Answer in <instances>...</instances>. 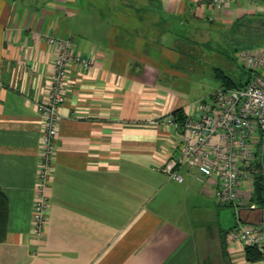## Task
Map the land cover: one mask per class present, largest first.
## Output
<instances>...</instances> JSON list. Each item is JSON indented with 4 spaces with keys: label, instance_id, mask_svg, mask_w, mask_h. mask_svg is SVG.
<instances>
[{
    "label": "crops",
    "instance_id": "1",
    "mask_svg": "<svg viewBox=\"0 0 264 264\" xmlns=\"http://www.w3.org/2000/svg\"><path fill=\"white\" fill-rule=\"evenodd\" d=\"M122 1L104 12L87 0H0V186L8 198L0 264H264L248 260L222 219V205L234 208L233 227L264 216L255 201L259 136L241 213L206 190L198 167L181 166L183 181L161 168L180 154L167 122L187 104L193 78L180 60L212 31L264 46V0L204 11L196 6L202 0ZM68 39L94 65L71 63L64 77L50 212L37 237L45 122L38 104L51 88L58 40ZM241 65L242 72L214 68L221 85L209 98L229 88L217 70L232 82L247 79L251 70Z\"/></svg>",
    "mask_w": 264,
    "mask_h": 264
},
{
    "label": "built area",
    "instance_id": "2",
    "mask_svg": "<svg viewBox=\"0 0 264 264\" xmlns=\"http://www.w3.org/2000/svg\"><path fill=\"white\" fill-rule=\"evenodd\" d=\"M232 1L202 0L196 6L201 11L206 7L222 10ZM58 45L48 97L38 104L45 122L33 208L32 232L37 237L42 235L50 212L57 124L65 100L62 90L64 77L71 63L85 69L94 65L91 58L74 50L71 40H58ZM239 60L252 71V77L245 86L221 88L213 97L187 103L183 107L185 119L181 123L173 115L168 118L167 122L177 130L180 154L166 157L161 168L171 178L183 181L181 166L198 167L209 179H206V190L211 191L219 203L234 204L241 213L247 202L240 190L251 178L250 171L259 159L257 136L264 147V50L257 53L242 51ZM228 238L235 243L258 248L264 259V217L260 222H247L231 228Z\"/></svg>",
    "mask_w": 264,
    "mask_h": 264
},
{
    "label": "rangeland",
    "instance_id": "3",
    "mask_svg": "<svg viewBox=\"0 0 264 264\" xmlns=\"http://www.w3.org/2000/svg\"><path fill=\"white\" fill-rule=\"evenodd\" d=\"M87 1L97 3L104 12L112 11V8L108 9V2L112 0ZM122 3V0H115V5H121ZM231 38L232 36L224 39V34H222V32L215 31H212L211 36H197L194 40L195 46L188 49L189 55H187L186 59L182 58L180 60L179 64H184L189 75L193 77L191 78L192 82L189 81V86H187L190 88V90H188V104L203 98H209V94L213 93L220 87L221 83L215 77V67L219 66L225 69H233L237 72L243 71L240 60L235 57V49L255 53L264 50V46L261 45L262 42H259L260 40L253 38V40L237 42L236 39ZM183 82L187 84L186 80ZM247 204L248 203H246V206ZM235 217V210L233 207L222 205V219L224 218L226 221L225 229H227V234L236 224L237 217ZM261 217L262 216L259 215V218Z\"/></svg>",
    "mask_w": 264,
    "mask_h": 264
},
{
    "label": "trees",
    "instance_id": "4",
    "mask_svg": "<svg viewBox=\"0 0 264 264\" xmlns=\"http://www.w3.org/2000/svg\"><path fill=\"white\" fill-rule=\"evenodd\" d=\"M249 76L246 80L239 82H232L227 76H222V70H217V75L228 85L229 88H239L245 86L252 77V72L248 71ZM171 115L176 118L178 122H183L185 119L184 108L174 111ZM259 173L256 175L255 181V201L260 207L264 209V171L262 166H258ZM8 218V198L4 189L0 186V238L5 236L7 230ZM246 255L250 261H258L263 258L261 251L253 246H246Z\"/></svg>",
    "mask_w": 264,
    "mask_h": 264
},
{
    "label": "water",
    "instance_id": "5",
    "mask_svg": "<svg viewBox=\"0 0 264 264\" xmlns=\"http://www.w3.org/2000/svg\"><path fill=\"white\" fill-rule=\"evenodd\" d=\"M263 160H264V150H263Z\"/></svg>",
    "mask_w": 264,
    "mask_h": 264
},
{
    "label": "flooded vegetation",
    "instance_id": "6",
    "mask_svg": "<svg viewBox=\"0 0 264 264\" xmlns=\"http://www.w3.org/2000/svg\"><path fill=\"white\" fill-rule=\"evenodd\" d=\"M263 169H264V160H263Z\"/></svg>",
    "mask_w": 264,
    "mask_h": 264
}]
</instances>
